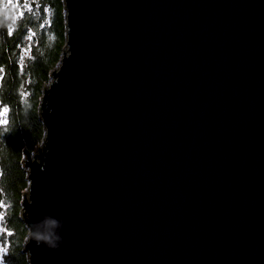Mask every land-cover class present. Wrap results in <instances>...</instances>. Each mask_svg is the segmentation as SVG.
Here are the masks:
<instances>
[{"label": "water", "instance_id": "obj_1", "mask_svg": "<svg viewBox=\"0 0 264 264\" xmlns=\"http://www.w3.org/2000/svg\"><path fill=\"white\" fill-rule=\"evenodd\" d=\"M23 148L28 264H264V0H63ZM63 218V244L28 224Z\"/></svg>", "mask_w": 264, "mask_h": 264}, {"label": "trees", "instance_id": "obj_2", "mask_svg": "<svg viewBox=\"0 0 264 264\" xmlns=\"http://www.w3.org/2000/svg\"><path fill=\"white\" fill-rule=\"evenodd\" d=\"M20 1L15 23L4 19L2 11L1 20L6 23L0 27V103L7 109L8 120L7 125H0V201L9 204L8 264H28L21 252L27 229L19 218L22 191L28 186L21 162L23 148L32 151L42 142L40 97L65 44L63 0H27L31 11L25 8V0Z\"/></svg>", "mask_w": 264, "mask_h": 264}, {"label": "clouds", "instance_id": "obj_3", "mask_svg": "<svg viewBox=\"0 0 264 264\" xmlns=\"http://www.w3.org/2000/svg\"><path fill=\"white\" fill-rule=\"evenodd\" d=\"M5 23L6 20H0V27H3ZM63 227L64 220L62 217L57 218L46 213L39 221L28 224L29 237L35 241L38 247L57 250L64 242L61 234Z\"/></svg>", "mask_w": 264, "mask_h": 264}, {"label": "rangeland", "instance_id": "obj_4", "mask_svg": "<svg viewBox=\"0 0 264 264\" xmlns=\"http://www.w3.org/2000/svg\"><path fill=\"white\" fill-rule=\"evenodd\" d=\"M5 5H7L6 8L4 7ZM21 7L22 5L20 0H11V3H9V0H1V10L9 15L8 17L11 21H13V19H15L16 16L19 14ZM5 108L6 107L0 103V120H3L5 118V113H4ZM8 207H9L8 203H4L3 201H0V247H5V248L9 246V241H7V239H8V234L10 233V228L8 227L7 218H6L8 213L7 211ZM6 254L7 252L3 255V259L5 264H8L5 256Z\"/></svg>", "mask_w": 264, "mask_h": 264}, {"label": "snow or ice", "instance_id": "obj_5", "mask_svg": "<svg viewBox=\"0 0 264 264\" xmlns=\"http://www.w3.org/2000/svg\"><path fill=\"white\" fill-rule=\"evenodd\" d=\"M9 3H11V0H9ZM5 8L7 7V5L4 6ZM25 8H27L29 11H31L28 3H27V0H25ZM22 15V13H21ZM4 19H8L7 16L4 17ZM13 23H15V19H13ZM12 26L11 25H8V34H11L12 33ZM29 40L32 39V36L30 35L29 37ZM21 59L23 60V57H21ZM4 113H5V118L3 120H0V124H3V125H7L8 124V120L6 118V113H7V109L5 108L4 109ZM4 130H7V129H4ZM7 252V248L5 247H0V264H5L4 262V259H3V255Z\"/></svg>", "mask_w": 264, "mask_h": 264}, {"label": "flooded vegetation", "instance_id": "obj_6", "mask_svg": "<svg viewBox=\"0 0 264 264\" xmlns=\"http://www.w3.org/2000/svg\"><path fill=\"white\" fill-rule=\"evenodd\" d=\"M1 12H2V10H1V0H0V20H1ZM5 15L8 17L9 15L8 14H6V12H5ZM9 18V17H8ZM8 20V19H7Z\"/></svg>", "mask_w": 264, "mask_h": 264}]
</instances>
